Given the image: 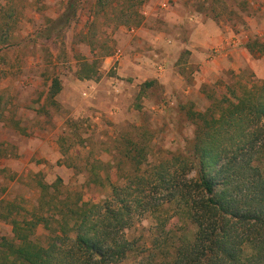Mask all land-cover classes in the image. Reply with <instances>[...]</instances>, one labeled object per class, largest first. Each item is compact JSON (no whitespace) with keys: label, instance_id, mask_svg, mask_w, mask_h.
<instances>
[{"label":"rangeland","instance_id":"rangeland-1","mask_svg":"<svg viewBox=\"0 0 264 264\" xmlns=\"http://www.w3.org/2000/svg\"><path fill=\"white\" fill-rule=\"evenodd\" d=\"M79 1L76 19L58 40L40 31L60 15L67 0H12L11 12L0 13V21L16 20L13 31L7 33L9 45L0 43V197L28 210L37 204L40 179L52 183L59 178L61 192L103 199L110 192L106 176L120 182L129 170L128 164H119L118 151L130 141L145 147L146 164L186 154L195 129L193 111H204L227 84L248 88L264 79L263 48L255 47L252 52L246 48L244 54L240 49L237 61L230 55L219 58L215 63L219 69L213 70L212 77L203 76L200 59L189 49L194 41L192 23L200 25L199 21L209 29L228 27L244 39L240 44L245 47L255 42L264 45V0H245L244 9L237 5L242 0H223L226 9L217 20L212 19L208 2L201 7L204 0H147L141 6V23L148 16L142 13L144 5L150 2L153 14L146 23L163 33L162 40L172 49L169 74L159 80L136 76L126 66L120 72L118 62L105 63L107 56L100 60L97 79H79L78 57L91 59L90 46L82 38L95 0ZM133 26H105L98 20L92 27L96 51L106 44L111 47L109 56L120 49L123 56L131 57L124 47L126 40H133ZM196 35L195 41L212 43V54H219L211 41L214 38L204 32ZM52 77L61 83L53 102L48 94ZM145 81L151 84L141 89ZM93 169L105 186L89 182ZM155 222L146 213L126 231L136 249L119 264H155L161 258V248H153ZM178 226L180 221L172 217L165 230L171 229L169 235L179 233ZM46 234L39 225L38 238L43 241ZM0 236H12L10 224L2 220Z\"/></svg>","mask_w":264,"mask_h":264},{"label":"trees","instance_id":"trees-1","mask_svg":"<svg viewBox=\"0 0 264 264\" xmlns=\"http://www.w3.org/2000/svg\"><path fill=\"white\" fill-rule=\"evenodd\" d=\"M146 1H94L82 38L90 46L91 59L78 57L79 79H97L100 60L111 54L106 44L96 51V22L138 26ZM242 1L237 5L244 9ZM205 2L212 19L224 14L223 0H204L201 7ZM12 3L0 0V13ZM80 3L67 0L41 35L61 39ZM2 21L0 43L6 47L16 20ZM263 46L255 42L246 48L264 52ZM150 84L141 83V89ZM60 89L59 78L52 77L50 101ZM191 119L195 129L186 154L146 164L144 146L132 141L122 145L119 164H128L129 170L120 182L106 176L110 192L101 200L61 192L59 178L52 183L38 180L39 198L29 210L0 197V220L10 224L12 232L11 237L0 236V264H119L136 249L126 231L146 213L156 220L153 248H161L155 264H264V79L248 88L225 85L219 97L204 111H193ZM101 178L93 169L88 180L105 186ZM172 217L180 221V232L169 235L165 224ZM39 225L47 231L43 241L36 235Z\"/></svg>","mask_w":264,"mask_h":264},{"label":"crops","instance_id":"crops-1","mask_svg":"<svg viewBox=\"0 0 264 264\" xmlns=\"http://www.w3.org/2000/svg\"><path fill=\"white\" fill-rule=\"evenodd\" d=\"M150 4L151 3L148 2L144 5V9L142 10L144 15L149 16L150 14H153V9H151ZM196 14L200 15L199 12H196ZM148 16H146L138 26H133L135 29V32H133V40H126L127 43L124 47V51L128 52L129 55H132V58L130 56L128 58L127 55L122 56L119 61V65L121 66L119 70L120 72H124V67L126 66V68L132 71L136 76H143L145 79L155 78L159 80L165 75L167 76V73L169 72L168 69L171 64L170 52H172V49L162 40L164 34L158 32L151 23H146ZM192 24H194V30L192 32L194 41L189 49L193 52L192 54L197 60L200 59V68L203 76L212 77L214 75L213 72H217L219 67L215 65V63L219 58L224 57L225 55H230L234 61H237L238 51L240 49L244 54L246 47L244 44H240V42H244V39L241 37L239 38L238 34H235L231 29L229 30L228 27L225 26L224 30L220 31L221 29L216 27L209 29V25L207 23L205 24L203 21H199L200 25H196L195 23ZM197 32L207 33L208 36L214 38L211 39V41L217 44L218 47H216V49L218 48L219 50L217 49L215 51L219 54L216 53L215 56L212 54L213 50L209 49L212 48V43H209L204 39L200 40V38L198 39L199 41H195ZM237 44H239L241 48H238ZM137 48L138 50H136ZM160 48H163V50L161 51ZM152 56H155L156 58H153ZM110 60H114L113 57L107 56L105 58V63ZM177 74L179 77H182L180 73Z\"/></svg>","mask_w":264,"mask_h":264},{"label":"built area","instance_id":"built-area-1","mask_svg":"<svg viewBox=\"0 0 264 264\" xmlns=\"http://www.w3.org/2000/svg\"><path fill=\"white\" fill-rule=\"evenodd\" d=\"M162 6L165 7L166 6V2L162 3ZM131 32H135L134 28L130 29ZM123 56V53L120 49H116L115 52L113 53L112 57L114 59L115 62H118L121 60ZM83 95H86V92L83 93Z\"/></svg>","mask_w":264,"mask_h":264}]
</instances>
